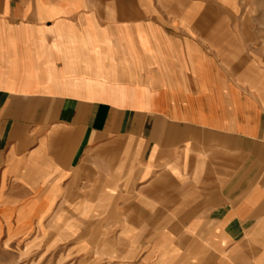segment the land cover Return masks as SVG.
<instances>
[{"label": "crops", "instance_id": "0c3cea01", "mask_svg": "<svg viewBox=\"0 0 264 264\" xmlns=\"http://www.w3.org/2000/svg\"><path fill=\"white\" fill-rule=\"evenodd\" d=\"M240 2L0 0V239L105 210L139 264H264V56Z\"/></svg>", "mask_w": 264, "mask_h": 264}, {"label": "rangeland", "instance_id": "374dc122", "mask_svg": "<svg viewBox=\"0 0 264 264\" xmlns=\"http://www.w3.org/2000/svg\"><path fill=\"white\" fill-rule=\"evenodd\" d=\"M240 8L242 24L255 30L257 47L264 56V0H241ZM64 212L60 220L51 215L39 223L13 225L3 233L0 264H139L140 258L121 255L126 246L112 238L105 210L93 217L83 210L77 224L73 208Z\"/></svg>", "mask_w": 264, "mask_h": 264}, {"label": "bare ground", "instance_id": "6f19581e", "mask_svg": "<svg viewBox=\"0 0 264 264\" xmlns=\"http://www.w3.org/2000/svg\"><path fill=\"white\" fill-rule=\"evenodd\" d=\"M225 1V0H224Z\"/></svg>", "mask_w": 264, "mask_h": 264}]
</instances>
